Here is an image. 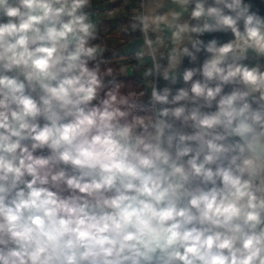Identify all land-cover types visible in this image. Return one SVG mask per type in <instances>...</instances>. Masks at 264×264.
<instances>
[{"label":"clouds","instance_id":"1","mask_svg":"<svg viewBox=\"0 0 264 264\" xmlns=\"http://www.w3.org/2000/svg\"><path fill=\"white\" fill-rule=\"evenodd\" d=\"M0 264H264V0H0Z\"/></svg>","mask_w":264,"mask_h":264}]
</instances>
